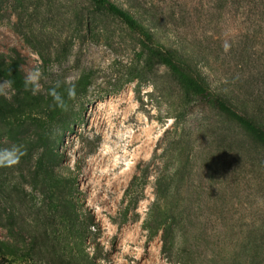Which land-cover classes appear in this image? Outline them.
Instances as JSON below:
<instances>
[{"label":"rangeland","instance_id":"rangeland-1","mask_svg":"<svg viewBox=\"0 0 264 264\" xmlns=\"http://www.w3.org/2000/svg\"><path fill=\"white\" fill-rule=\"evenodd\" d=\"M110 1L152 40L91 0H0V60L42 73L29 107L0 95V149H26L0 167V264H264V145L149 56L264 127V0Z\"/></svg>","mask_w":264,"mask_h":264},{"label":"trees","instance_id":"trees-1","mask_svg":"<svg viewBox=\"0 0 264 264\" xmlns=\"http://www.w3.org/2000/svg\"><path fill=\"white\" fill-rule=\"evenodd\" d=\"M96 8L100 11L105 10L114 16L123 20L130 29L139 30L145 35L148 39L152 40V36L149 33V30L145 25L141 24L133 15L121 9L110 0H91ZM149 56L157 59L160 64L166 66L171 73L174 75L176 80L182 86V89L188 96H192L196 100L205 101L207 104L213 106L214 108L220 110L222 113L229 116L236 123L242 126L249 135L259 143L264 145V127L260 126L255 120L247 116H242L232 108L228 102L215 94L209 87L206 85L204 80L199 76H195L188 64L183 58H181L177 52L163 51L162 48H149ZM144 53L140 54V57H144ZM0 76L6 77L12 81V88L17 92L18 96L21 97V105H28L30 100L34 99L32 91H26L24 89V74L19 65L16 62L9 63L6 60H0ZM6 111L8 114L13 115L14 110L12 106H1L0 113ZM43 161L39 162V167L44 168L45 170L49 169V166L43 165ZM71 206L74 207L75 214L76 205L72 201L69 202ZM34 245V244H33ZM61 249V252H60ZM32 251L35 250V247L32 246ZM53 253L56 260L60 264H74L78 260L74 256H65L63 254V247H58ZM29 252V251H28ZM31 253V251L29 252ZM80 264V263H79ZM84 264H96L95 262L85 261Z\"/></svg>","mask_w":264,"mask_h":264},{"label":"clouds","instance_id":"clouds-1","mask_svg":"<svg viewBox=\"0 0 264 264\" xmlns=\"http://www.w3.org/2000/svg\"><path fill=\"white\" fill-rule=\"evenodd\" d=\"M41 78L42 73L39 68L27 72L23 81L24 89L32 91L33 94L37 93L41 89ZM12 83L9 80L0 82V95L8 96ZM50 94L58 104H63L62 97L58 92L53 90ZM75 94V86L73 85L68 89V96L69 98H75ZM24 155H26V149L23 146L13 145L11 148L0 149V167H14L20 163Z\"/></svg>","mask_w":264,"mask_h":264},{"label":"bare ground","instance_id":"bare-ground-1","mask_svg":"<svg viewBox=\"0 0 264 264\" xmlns=\"http://www.w3.org/2000/svg\"><path fill=\"white\" fill-rule=\"evenodd\" d=\"M108 163V162H107Z\"/></svg>","mask_w":264,"mask_h":264}]
</instances>
